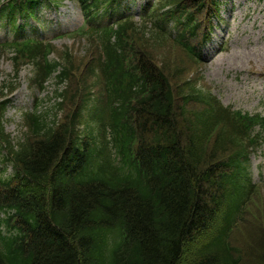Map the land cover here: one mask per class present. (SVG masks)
I'll return each mask as SVG.
<instances>
[{
	"label": "trees",
	"instance_id": "1",
	"mask_svg": "<svg viewBox=\"0 0 264 264\" xmlns=\"http://www.w3.org/2000/svg\"><path fill=\"white\" fill-rule=\"evenodd\" d=\"M34 1L7 5L13 14ZM78 1L88 11L102 0ZM136 25L81 27L103 52L94 77L55 88L52 105L25 112L16 142L4 130L0 94V147L13 169L0 180V206L13 213L0 219V264L241 263L230 237L251 193L239 175L254 143L249 130L256 122L264 130V118L224 107L191 80L174 85L141 42L166 35L148 20ZM12 47L14 60L35 67L39 88L58 68L55 78L69 79L70 67L49 58L51 43ZM194 236L201 242L186 260L183 245ZM254 242L245 264H264V238Z\"/></svg>",
	"mask_w": 264,
	"mask_h": 264
},
{
	"label": "rangeland",
	"instance_id": "2",
	"mask_svg": "<svg viewBox=\"0 0 264 264\" xmlns=\"http://www.w3.org/2000/svg\"><path fill=\"white\" fill-rule=\"evenodd\" d=\"M64 1L66 4L60 8L57 15L47 12L50 14L47 19L55 17V21L50 19L53 23L49 29L55 27L57 19L64 26L70 27L75 26L78 21L76 18L78 10L75 5L71 0ZM227 6L228 9L225 6L222 9L226 12L228 26L219 27L214 31L213 40L210 42L214 44L221 42L219 50L216 49V45L212 52L205 50L209 58L202 64L197 66L191 64L184 53L169 41H161L155 45L145 39L141 42L144 45L147 42L145 46L147 50L149 49L154 58L164 65L166 72L175 77L172 78L174 85L183 82L185 86V79L191 80L204 90L205 87H209V92L215 94L224 104L264 114V78L260 76H264V1L260 3L256 0H228ZM4 33L5 30H0V36ZM54 42L51 56L62 58L66 53L72 56L74 73L82 71L84 64L87 65L89 60L95 57L93 54L95 44L85 39L65 38ZM9 56L10 53L7 51L0 53V94L6 93L4 87L10 82H13L10 86L16 83L19 85L13 94L7 96L11 101L3 116L5 132L16 142L24 136L26 130L22 114L32 104L31 99L27 101L26 95L32 92L34 95L45 97L47 93H40L37 88L30 89L29 78L33 72L31 65H24L19 73H15ZM90 74H94L91 68L88 75L84 73L83 79H86V82L89 81ZM54 82L55 80L49 81L47 91L49 95L53 92ZM54 100V97L50 99V105ZM4 159L0 149L1 177L11 172L10 166L4 167ZM249 166L257 184L256 192L230 238L231 244L241 257L240 264H245L249 260V251L255 244L254 236L264 238V144L250 155ZM200 242L201 236H194L183 245L184 259L187 260L191 256Z\"/></svg>",
	"mask_w": 264,
	"mask_h": 264
}]
</instances>
